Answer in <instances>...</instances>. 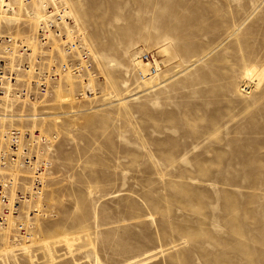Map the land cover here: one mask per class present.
I'll return each mask as SVG.
<instances>
[{
    "label": "rangeland",
    "instance_id": "1",
    "mask_svg": "<svg viewBox=\"0 0 264 264\" xmlns=\"http://www.w3.org/2000/svg\"><path fill=\"white\" fill-rule=\"evenodd\" d=\"M65 1L95 94L67 74L18 108L52 139L46 213L0 264H264V0Z\"/></svg>",
    "mask_w": 264,
    "mask_h": 264
},
{
    "label": "built area",
    "instance_id": "2",
    "mask_svg": "<svg viewBox=\"0 0 264 264\" xmlns=\"http://www.w3.org/2000/svg\"><path fill=\"white\" fill-rule=\"evenodd\" d=\"M17 1L0 0V248L5 241L31 242L37 217L46 213L40 199L52 139L36 127L20 126L18 119L30 117L18 108L48 104L67 74L84 83L78 95L90 97L95 89L86 81L97 77L93 52L65 0H20L25 12L35 4L43 12L35 31L23 28V21L7 25L3 20ZM17 33L35 37L38 51L33 53ZM140 60L146 70L136 71L138 81L159 73L161 63L154 53L143 52ZM21 250L16 247L13 254Z\"/></svg>",
    "mask_w": 264,
    "mask_h": 264
},
{
    "label": "bare ground",
    "instance_id": "3",
    "mask_svg": "<svg viewBox=\"0 0 264 264\" xmlns=\"http://www.w3.org/2000/svg\"><path fill=\"white\" fill-rule=\"evenodd\" d=\"M34 4H35V3H34ZM18 8H20L21 11L23 10L22 2H21L20 0L17 1V8L14 9V11L10 12L9 15H6V16L4 17L3 20L5 21V23L7 22V20L11 19V18L15 15V13L17 12V9H18ZM26 13H27L28 16H29V20L32 21V23H33L32 26L34 25V29H33V30L35 31V30H36V27H37V24H38V22H39L40 16L43 14V12H40L38 6L35 4V7H34L33 11H29V10H28V11H26ZM17 38H18V36H17ZM30 38H35V37L30 36ZM25 43H26L28 46L31 47L33 53H36V52H37V47H36V46H33L30 40L25 41ZM142 70H146V68H145V69H142ZM153 78H154V77H153ZM153 78H150V79H144L143 81H148V80H151V79H153ZM259 78H260V77H259ZM246 79H247V81H248V84L251 83V81H253V82L255 81V83H256L257 78L255 77V73H254V71H253L252 69H248V70H247V72H246ZM28 115H29L28 117H31V114H28ZM9 243L11 244V242H9ZM4 244H6V241L3 243V245H4ZM1 247H2V246H1Z\"/></svg>",
    "mask_w": 264,
    "mask_h": 264
}]
</instances>
